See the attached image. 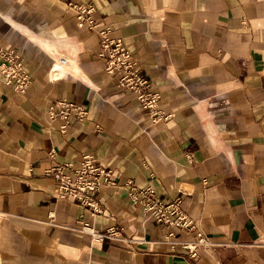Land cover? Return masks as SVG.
Masks as SVG:
<instances>
[{
	"label": "crops",
	"instance_id": "crops-1",
	"mask_svg": "<svg viewBox=\"0 0 264 264\" xmlns=\"http://www.w3.org/2000/svg\"><path fill=\"white\" fill-rule=\"evenodd\" d=\"M69 2H92L123 37L167 118L153 122L107 74ZM0 47L32 75L23 93L0 80V264H264V0H0ZM58 99L86 117L62 131L46 119ZM84 154L117 182L97 191L96 213L56 197L50 173ZM129 180L180 197L213 244L190 256L176 241L195 234L146 217Z\"/></svg>",
	"mask_w": 264,
	"mask_h": 264
},
{
	"label": "built area",
	"instance_id": "built-area-1",
	"mask_svg": "<svg viewBox=\"0 0 264 264\" xmlns=\"http://www.w3.org/2000/svg\"><path fill=\"white\" fill-rule=\"evenodd\" d=\"M68 6L75 11L76 23L79 27H86L98 35L100 49L98 55L105 60V71L108 75L116 77L118 84L135 93L139 105L148 111L153 122L168 115L159 109L160 94L154 91L151 81L146 78L138 67L131 51L126 46L123 37L113 35L109 25L95 19V6L92 2H69ZM66 58L60 59V65L66 63ZM0 80L10 85L16 92L23 93L31 85L32 75L25 69L21 53L14 48L0 47ZM87 108L67 99H58L49 105L46 119L49 122L60 120V128L66 130L72 120L80 121L87 115ZM188 162H192L187 154ZM69 164H58L50 169L56 180L55 196L71 198L81 204L89 206L94 213L100 212L96 199L97 191L106 185H116L114 172L98 162L95 155L84 154L78 167L68 172ZM70 169V168H69ZM127 199L131 204L142 207L144 215L171 228L184 229L193 232L195 237L191 240L176 241L180 248L194 257L199 248L213 244V241L200 228L198 223L182 208L181 198L172 200L161 198L152 184L143 187L134 185L130 180L124 185ZM83 232H87L94 239L104 237L115 238L117 231L109 229L106 233L95 232L92 226L84 223ZM173 231L165 235L166 241H172ZM174 242V241H172Z\"/></svg>",
	"mask_w": 264,
	"mask_h": 264
}]
</instances>
